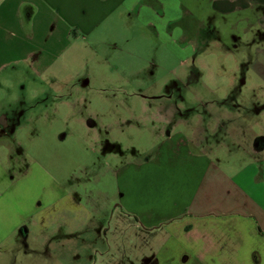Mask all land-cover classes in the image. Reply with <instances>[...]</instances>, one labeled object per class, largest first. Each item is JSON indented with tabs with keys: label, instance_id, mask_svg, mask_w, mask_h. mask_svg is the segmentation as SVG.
<instances>
[{
	"label": "rangeland",
	"instance_id": "obj_1",
	"mask_svg": "<svg viewBox=\"0 0 264 264\" xmlns=\"http://www.w3.org/2000/svg\"><path fill=\"white\" fill-rule=\"evenodd\" d=\"M247 2L183 0L187 53L133 17L72 38L47 70L0 69V192L27 175L18 191L36 207L0 264H144L168 237L153 208L189 206L202 176L238 174L264 132V3ZM164 130L212 162L165 164Z\"/></svg>",
	"mask_w": 264,
	"mask_h": 264
},
{
	"label": "crops",
	"instance_id": "obj_2",
	"mask_svg": "<svg viewBox=\"0 0 264 264\" xmlns=\"http://www.w3.org/2000/svg\"><path fill=\"white\" fill-rule=\"evenodd\" d=\"M241 2L214 0V6L225 12ZM255 3L264 0H248L241 7ZM190 13L183 0H0V69L23 63L47 70L58 55L72 47V38L91 36L101 27L107 30L133 17L157 36L161 32L169 47L176 45L179 52L187 53L196 45L191 44L190 32H185L187 28L180 22ZM199 31L203 32L202 26ZM164 131L159 153L165 164L171 166L175 155L186 156L187 152L195 156L198 168L212 162L206 153L204 161L203 154L190 153L185 137ZM254 136V145L245 147L252 155L250 161L239 165L236 176H202L199 181L194 176L205 182L207 189H196L188 199L189 206L181 207L180 199L173 203L177 208L152 209L151 227L163 229L168 237L144 264H264V132ZM27 177L19 176L0 192V245L19 236L28 226L26 221L36 215L35 202L33 208L26 201L32 202V198L18 191V181ZM175 177L178 180L173 176V182H180L179 176ZM193 203L197 208L190 207ZM79 230L74 229L73 235Z\"/></svg>",
	"mask_w": 264,
	"mask_h": 264
}]
</instances>
